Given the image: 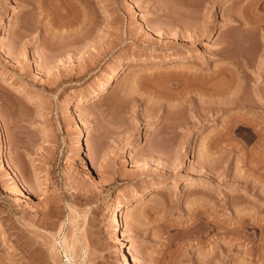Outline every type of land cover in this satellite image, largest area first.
I'll return each mask as SVG.
<instances>
[{"label":"rangeland","instance_id":"rangeland-1","mask_svg":"<svg viewBox=\"0 0 264 264\" xmlns=\"http://www.w3.org/2000/svg\"><path fill=\"white\" fill-rule=\"evenodd\" d=\"M2 141L0 264H264V0H0Z\"/></svg>","mask_w":264,"mask_h":264},{"label":"bare ground","instance_id":"bare-ground-1","mask_svg":"<svg viewBox=\"0 0 264 264\" xmlns=\"http://www.w3.org/2000/svg\"><path fill=\"white\" fill-rule=\"evenodd\" d=\"M154 58H166L168 60H170V62H175V61H178L179 58L177 56H166L164 55L163 57H154ZM132 64V61L131 60H125V61H120L119 63H117L112 69L111 71H109L108 73H106L101 79L100 81L98 82L97 86L95 89L89 91L86 95L85 98H83V100H91L93 99L94 97H97V96H101L102 94H104L107 89H108V86L109 84L112 82L113 78H115L116 76H118L121 72V70L123 68H126L127 66H130ZM4 84H7L8 82L4 81L3 82ZM228 87V86H227ZM225 92V91H224ZM218 93V92H217ZM221 93V92H220ZM227 93V92H225ZM222 95V94H221ZM231 95V94H230ZM226 96V95H225ZM228 96V95H227ZM232 96V95H231ZM238 96V95H237ZM234 97V95H233ZM240 97V95H239ZM221 98V97H220ZM231 98V97H230ZM246 99L248 97H245ZM237 99V98H236ZM244 99V98H243ZM75 101L74 98H68L67 101H66V104H65V108H72L73 107V102ZM218 101H222V100H219ZM240 101V100H239ZM230 102V101H229ZM241 102V101H240ZM231 103V102H230ZM233 103V102H232ZM239 103V102H238ZM237 103V104H238ZM253 103V102H252ZM240 104V103H239ZM247 104V103H246ZM250 104V102L248 103ZM254 104V103H253ZM222 105V104H221ZM220 105H218L219 107ZM225 106V105H224ZM255 107V106H254ZM241 114V113H240ZM238 113H234L232 114L231 116L234 118V117H238L239 118V123L241 122L242 125L246 124H252L253 126L254 125V122H251L249 120L251 119H247L245 118L244 116L240 115ZM244 115V114H243ZM233 121V120H232ZM238 123V124H239ZM252 126V127H253ZM239 128L242 127V126H238ZM256 127V126H255ZM262 128L258 129V132L259 130H261ZM255 130V128H254ZM256 130V131H257ZM257 132V133H258ZM84 133H85V130H83V128H79L78 129V132H77V139H76V142H75V148L79 151H84V142H83V136H84ZM261 133V131L259 132ZM6 149V145L4 143V141L1 142L0 144V155H1V158H2V161L4 162L6 160L5 158V151ZM155 188V189H154ZM158 188L157 185H155L153 188H144L141 193H139L138 195L136 196H132V197H128L126 198L124 201L125 202H121L119 201L118 199H116L114 196H109L107 198V201L105 203V209L107 211V213L109 214V216L112 218L113 220V225L115 227V229L117 230H121L123 227H124V220H122V217L120 215V207L122 206H125V207H129L130 205H132L133 203L136 204L138 202H140L144 196L149 192L151 191L152 189L153 190H156ZM152 190V191H153ZM10 251H16V249L14 247H10ZM115 254H116V257L119 258L122 262V264H135V262L132 261V257L127 253L126 251V248L123 246V244H119L117 246V248L115 249Z\"/></svg>","mask_w":264,"mask_h":264}]
</instances>
